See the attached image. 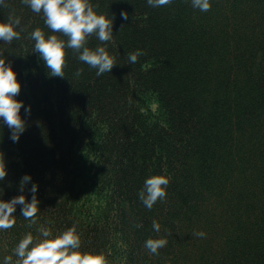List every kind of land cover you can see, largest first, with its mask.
<instances>
[{
	"label": "trees",
	"instance_id": "16d2710c",
	"mask_svg": "<svg viewBox=\"0 0 264 264\" xmlns=\"http://www.w3.org/2000/svg\"><path fill=\"white\" fill-rule=\"evenodd\" d=\"M92 2L113 16V37L92 34L87 44H106L115 64L98 76L66 48L60 77L27 35L51 32L42 15L7 0L24 27L0 41V55L31 111L20 109L26 129L16 142L0 124V198L20 194L28 173L23 192L29 199L36 182L39 205L36 223L18 204L15 224L0 230V264L6 255L13 264L14 245L26 232L38 237L41 223L54 234L75 223L81 250L107 264H264V0H210L207 11L191 0ZM8 11L0 7V20ZM136 49L143 54L130 63ZM153 174L169 183L148 208L138 191ZM161 236L157 253L144 246Z\"/></svg>",
	"mask_w": 264,
	"mask_h": 264
},
{
	"label": "clouds",
	"instance_id": "9594fccd",
	"mask_svg": "<svg viewBox=\"0 0 264 264\" xmlns=\"http://www.w3.org/2000/svg\"><path fill=\"white\" fill-rule=\"evenodd\" d=\"M33 12L40 13L44 24L51 30L47 35L41 27L33 28L27 35L33 43V51L39 54L44 64L52 75L64 77L65 49L71 48L77 59L84 61L96 69V75L110 72L115 64V57L109 53L106 44L89 47L88 38L94 34L99 41H110L113 37V16L98 12L92 0H21ZM153 7L167 5L171 0H147ZM193 8L207 11L211 7L210 0H191ZM0 7L8 8L6 19L0 20V41L11 43L19 39L23 31L21 16L15 9L0 0ZM121 16L127 18L128 13L121 10ZM62 33L66 39L56 33ZM142 49H136L127 54L128 61L135 63ZM82 71L77 68L76 74ZM21 84L17 73L13 70L11 61L0 55V124L9 128V138L16 142L26 129V120L20 114L24 107L25 116L30 115V105H25L23 100L17 99ZM2 154V153H0ZM3 155L0 156V180L6 175ZM31 175L23 174L20 179L21 193L10 199L0 198V230L11 228L16 222L13 213L20 205L22 216L28 219L29 224L36 223L39 200L36 196L38 184L32 182L28 191L31 197L26 199L23 192L24 186L31 181ZM168 177L162 174H153L145 178L143 186L138 191V198L148 208H151L157 199H164ZM3 190L0 189V192ZM139 226V224L137 225ZM153 229L159 231L160 224L153 221ZM38 237L31 231L24 233L12 248L15 254L13 264H107L106 257L101 252L81 250V238L75 223L65 229L53 233L45 223L38 225ZM196 236H205L203 230H198ZM167 244L166 237H148L144 246L152 253H157L159 248ZM12 255L4 257L3 264L12 261Z\"/></svg>",
	"mask_w": 264,
	"mask_h": 264
}]
</instances>
